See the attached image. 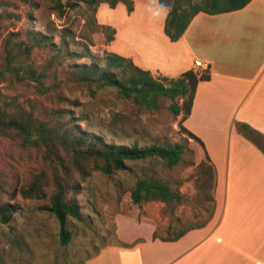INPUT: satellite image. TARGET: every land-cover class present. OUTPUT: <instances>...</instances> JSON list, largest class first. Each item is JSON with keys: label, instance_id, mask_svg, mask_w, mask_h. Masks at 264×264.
<instances>
[{"label": "rangeland", "instance_id": "rangeland-1", "mask_svg": "<svg viewBox=\"0 0 264 264\" xmlns=\"http://www.w3.org/2000/svg\"><path fill=\"white\" fill-rule=\"evenodd\" d=\"M32 1L36 6L32 7L21 0H4L0 15V41L13 31L23 37L29 20L34 21L35 30L51 34L53 42L47 47L33 49L27 63L18 68L17 76L7 74V78L0 83V100L17 98L26 107L35 110L40 118L53 119L55 107L69 109L65 102L58 103V94L70 95L77 101L76 105L70 106L71 114L86 117L88 121L80 123V127L105 136L107 141L137 142L141 147L165 140L184 142L187 138L189 150L183 160L173 167L167 166L165 160L151 158L128 161L127 169L111 175L93 171L78 195L82 220H71L73 238L67 246L59 243L56 216L41 208L49 206V200H25L19 197L16 202L21 210L13 229L7 225L0 227L1 264H63L66 256L83 259L93 255L103 245L118 244L119 240L122 241L118 235L119 228L123 237L130 238L148 235V226L151 225L159 236L167 237L180 229L207 221L214 210L209 196L211 185L203 180L204 174L199 166L202 160H206L207 152L198 140L183 131L180 123L182 115L176 114L170 107L173 101L160 99L159 106L150 109L123 96L115 87L95 88L74 82L75 76L70 71L81 64L91 63L93 59L86 56L76 62L72 60L73 65L64 57L72 51L86 53L82 42H87L95 53H104L109 50L107 32L96 24L91 27L86 25L89 12L82 1L66 8L63 16L58 15L50 0ZM136 2L138 12L132 24L145 15L141 10L146 0ZM107 9L110 6L105 4L100 13L101 20L110 16ZM96 16L98 19V11ZM111 17L115 20L118 18L117 15ZM66 27L76 31L77 41L68 36L67 45L59 50L61 32ZM58 53L60 57H56ZM197 72L201 73V70L198 68ZM176 101L181 103L182 99ZM41 165V155L37 151L23 149L9 138L0 139V170L25 178ZM147 167H153L155 175L169 180L173 187L179 185L185 200L170 206L162 201L133 202L129 189L138 178L144 176ZM15 236L19 238V243H13L9 238ZM76 253L79 255L75 256Z\"/></svg>", "mask_w": 264, "mask_h": 264}, {"label": "crops", "instance_id": "crops-1", "mask_svg": "<svg viewBox=\"0 0 264 264\" xmlns=\"http://www.w3.org/2000/svg\"><path fill=\"white\" fill-rule=\"evenodd\" d=\"M134 1L132 11L124 3L110 6L104 20L107 3L99 6V21L115 29L109 50L156 77L197 71L196 60L208 66L199 68L210 78L198 83L184 125L216 167L215 207L204 226L173 241L154 238L151 225L148 235L130 238L119 228L122 241L142 240L107 245L85 264H264V0L228 12H199L178 40L165 33L169 9L159 0H146L145 15L132 24ZM155 10L161 15L154 17Z\"/></svg>", "mask_w": 264, "mask_h": 264}, {"label": "trees", "instance_id": "trees-1", "mask_svg": "<svg viewBox=\"0 0 264 264\" xmlns=\"http://www.w3.org/2000/svg\"><path fill=\"white\" fill-rule=\"evenodd\" d=\"M36 4L31 0H21ZM59 16H63L66 8L74 7L78 1L87 5L89 12L86 25H97L107 32V41L114 39L115 29L107 24H102L97 19V11L102 3L115 7L119 3L127 5L129 11L134 9V0H50ZM250 0H159V3L169 9L165 22V33L172 39L178 40L193 17L199 12L210 14L238 10L246 6ZM4 0H0V15ZM28 29L23 37L19 32H9L1 42L0 47V83L7 78V74L17 76L19 67L27 63L33 49L47 47L53 42V36L43 31L34 29V21H29ZM91 30H93L91 28ZM59 50L67 45L68 36L76 42V31L66 27L62 29ZM85 38L87 36L82 35ZM82 42V41H81ZM85 44L86 53L69 52L65 59L75 61L83 57H91L88 64H81L79 68L71 70L77 84H88L101 87H115L125 97L134 99L139 105L150 109L159 106L160 99H171L170 107L176 114H181L180 123L183 131L189 137L198 140L199 137L187 129L185 119L190 115L196 89L200 80H208L209 73H201L193 69L185 71L177 78L165 76L156 77L150 70L144 69L134 62L131 57L117 52L106 50L104 53H95ZM58 53L56 57H60ZM72 64L74 65L75 63ZM77 65V64H76ZM76 67V66H75ZM176 99H182L179 103ZM58 103L65 102L67 107L59 106L53 110V119H42L35 110L26 107L17 98L0 100V139L9 138L23 149H32L41 155L40 168L21 178L13 172L0 170V227L8 226L13 229V223L21 207L16 200L21 197L25 200H49L50 205L41 207L52 212L59 222V243L67 246L73 238L70 228L71 220H82L81 204L78 195L82 192L83 183L93 171H100L111 175L119 170L127 169L128 161H141L151 158L165 160L169 167L176 166L183 160L189 150L187 138L184 142L165 140L162 143H152L139 146L133 144L107 141L105 136H99L80 127V123L88 122L86 117H76L71 114L70 106L77 104L76 99L70 95L58 94ZM63 101V102H61ZM244 129L250 127L243 125ZM205 147V146H204ZM204 174L203 180L211 185L209 196L215 207V189L217 185V170L207 154L206 160L199 164ZM133 202L143 203L148 201H162L168 206L181 203L185 200L179 185L173 187L169 180L158 178L153 167H147L144 176L138 178L130 187ZM213 215L211 213L210 218ZM180 229L174 235L161 237L157 231L154 238L173 241L179 239L187 231L204 226L209 220ZM10 232V230H9ZM8 236H10L8 234ZM11 241L19 243L18 237H9ZM138 238L134 243L141 241ZM13 242V243H14ZM134 243L118 241L119 246H131ZM103 245L93 255L83 259L66 256L63 264H85L87 260L99 254ZM79 253L75 256H78ZM0 256V264L2 263ZM57 263V262H56Z\"/></svg>", "mask_w": 264, "mask_h": 264}, {"label": "built area", "instance_id": "built-area-1", "mask_svg": "<svg viewBox=\"0 0 264 264\" xmlns=\"http://www.w3.org/2000/svg\"><path fill=\"white\" fill-rule=\"evenodd\" d=\"M194 66L196 68H207L208 66L206 64H204L201 60H196L195 63H194Z\"/></svg>", "mask_w": 264, "mask_h": 264}, {"label": "clouds", "instance_id": "clouds-1", "mask_svg": "<svg viewBox=\"0 0 264 264\" xmlns=\"http://www.w3.org/2000/svg\"><path fill=\"white\" fill-rule=\"evenodd\" d=\"M152 14H153L154 17H156V16H160V15H161V13H160L159 10H155V11H153Z\"/></svg>", "mask_w": 264, "mask_h": 264}]
</instances>
